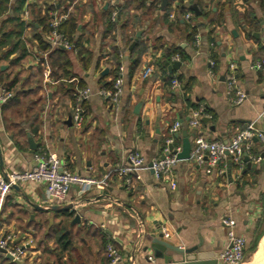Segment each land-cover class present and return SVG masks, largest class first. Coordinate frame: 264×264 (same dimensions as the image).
I'll use <instances>...</instances> for the list:
<instances>
[{
    "label": "crops",
    "instance_id": "1",
    "mask_svg": "<svg viewBox=\"0 0 264 264\" xmlns=\"http://www.w3.org/2000/svg\"><path fill=\"white\" fill-rule=\"evenodd\" d=\"M186 12L192 21L184 19ZM52 13L64 17L59 28L72 50L48 42ZM193 25L199 46L191 40ZM208 57L215 62L214 76ZM261 61L264 0H166L164 6L162 0H0V97L10 95L0 101V176L28 170L36 155L50 153L85 178L97 182L109 175L89 188L71 187L68 210L47 211L54 204L42 184L12 189L0 220L14 245L24 248L19 262L110 264L107 247H101L109 240L120 256L116 264H161L147 259L151 237L159 233L176 246L197 245L218 255L228 245L227 219L248 244L264 218V149L258 143L252 153L259 162L239 167L226 158L222 175L179 160L173 190L156 182L148 166L131 175L130 185L116 171L134 151L148 164L161 157L175 122L180 129L174 145L180 148L183 130L191 145L196 137L228 142L249 124L264 130V67L251 68ZM230 65L245 93L236 106L226 95ZM146 68L152 72L143 77ZM172 80L180 88H171ZM80 88L90 96L82 103L83 125L76 128L72 94ZM102 88L113 98L101 96ZM196 107L211 116L206 123L202 116L195 130L188 122ZM61 236L69 242L65 248Z\"/></svg>",
    "mask_w": 264,
    "mask_h": 264
},
{
    "label": "built area",
    "instance_id": "2",
    "mask_svg": "<svg viewBox=\"0 0 264 264\" xmlns=\"http://www.w3.org/2000/svg\"><path fill=\"white\" fill-rule=\"evenodd\" d=\"M25 17H29L28 11L24 12ZM50 32L47 40L51 43V47L72 50L73 45L67 40L65 35L60 31L59 25L64 18L57 13H52L50 16ZM115 17V14L113 15ZM192 17L191 13L184 15V19L188 20ZM200 37L195 35L194 45L199 46ZM173 60L178 61L179 57L174 56ZM264 61L254 63L252 69H262ZM208 68L212 76H214L215 62L211 57H208ZM152 69L146 68L143 72V77L151 74ZM226 81V95L232 106L241 104L245 100V93L238 87L234 73L233 65L229 66L228 73L224 76ZM121 84V79H118L114 84V89H117ZM171 88H180V84L176 80H172ZM99 94L103 97L113 98V93L106 89H100ZM90 96L88 88H80L73 91L72 97L74 107L72 109V122L76 128H81L84 122V111L82 103ZM10 98L9 94L0 97L1 102H5ZM202 108L191 112V119L188 126L191 129H198L200 119L202 117ZM210 118V116H207ZM180 129V124L175 122L171 129V136L166 142V147L161 157L152 159L149 164L138 152H131L127 155L126 163L120 166L116 171V176L123 179L127 185L132 183L131 175L142 167L148 166L151 170L153 178L158 183L166 184L170 189H175L176 182L174 179L173 168L178 162L176 153L180 151V147H174V134H177ZM256 139V142H254ZM254 143H258L264 147V130H258L254 125L249 124L247 127L236 133L228 142L211 141L203 137H196L190 153V160L196 166L204 168L207 174L212 171H217L218 175L224 174L223 169H219L220 164L224 159L228 158L231 163L236 166H241L243 156L247 155L251 162H259L260 157L252 153ZM172 146V149L169 148ZM150 165V166H149ZM105 175L102 180L95 181L85 178L79 174L70 171L66 163L61 160L56 154H38L35 156V164L28 170L21 172H11L5 176H0V210L5 198L11 192L14 185L20 186L26 183L42 184L45 187L46 196L51 204L64 205L66 195L71 187L80 186L89 188L97 183H104L109 177ZM227 232V247L221 251L216 258V264H243L246 241L242 236L234 233L233 223L230 219L223 221ZM0 250H4L14 260L20 261L24 254V248L14 245V237L3 230L0 220ZM110 264H116L120 261L119 253L111 245L107 246ZM148 261L153 262L154 259L148 256Z\"/></svg>",
    "mask_w": 264,
    "mask_h": 264
},
{
    "label": "water",
    "instance_id": "3",
    "mask_svg": "<svg viewBox=\"0 0 264 264\" xmlns=\"http://www.w3.org/2000/svg\"><path fill=\"white\" fill-rule=\"evenodd\" d=\"M166 4V0H162V5L164 6ZM194 12L198 14V11L194 9ZM140 33L136 34V38H139ZM134 46H131V48ZM180 63L176 62L172 66L177 67ZM170 68V67H169ZM106 71H104L103 74H105ZM264 120V119H263ZM208 121V118L202 119L203 123H206ZM177 136L176 134H174ZM182 136V143H181V149L179 152L176 153L177 160H188L190 158L191 153V142L187 137L186 130H183L181 133ZM254 142H256V139H254ZM30 146L34 148V145L32 142L30 143ZM170 149H172V146H169ZM264 157V154L261 155V158ZM243 162L247 163V165H250V160L247 155L243 156ZM150 166V165H149ZM13 190L18 191V186L14 185L12 187ZM72 208V205H48L45 207V209L48 211H61V210H68ZM79 216L76 215L73 223L78 222ZM149 249L152 252V258H154L157 261H160L161 264H216V258L217 253L215 251H200L199 246L193 245L189 248H182L179 246H176L175 244L171 243L167 239H165L164 235L162 233L157 234L156 236L151 237V241L149 244ZM0 254H2L7 260L15 263V264H21L19 261L14 260L10 255L6 254L4 250H0Z\"/></svg>",
    "mask_w": 264,
    "mask_h": 264
},
{
    "label": "trees",
    "instance_id": "4",
    "mask_svg": "<svg viewBox=\"0 0 264 264\" xmlns=\"http://www.w3.org/2000/svg\"><path fill=\"white\" fill-rule=\"evenodd\" d=\"M188 12H186V13H184L183 14V17H184V15L185 14H187ZM193 19L192 18H190V19H188V20H186L187 22H189V21H192ZM112 22H114V20H112ZM112 24V23H111ZM110 24V25H111ZM113 25V24H112ZM73 28H75V25H73L72 26ZM196 26L194 27V25L193 26H191V28L189 29L190 30V35H191V40H192V42L194 43V37H195V35L197 34V33H195L196 32ZM11 52V51H10ZM113 56H112V58L114 59V61H117L118 60V53H117V51H115L113 54H112ZM15 85H16V81H13L12 82V85L10 86V88H8V90L9 89H11V87H12V89L15 87ZM200 108H202V115L203 116H211V114H210V112L206 109V108H204V107H196V108H193V110H199ZM173 146L175 147V145L173 144ZM258 146H260L259 147V149H264V147L262 146V145H259L258 144ZM62 214L63 213H66V212H61ZM66 216H70V215H72V214H65ZM262 220H263V218H262ZM261 223H262V221L260 222V223H258V225H257V227H256V231L254 232V236H253V238H252V240H251V242H250V246L248 247V253H252V252H254V250L256 249V246H257V243H258V241H259V239H260V237L263 235V233H264V231H263V229H262V231H259V232H257V229H259V227L261 226ZM59 239H61V246H62V248H65V247H67L68 245H69V242L65 239V236H61ZM63 239H65L63 242H62V240ZM109 243V240H103L102 241V245H101V247H102V249L103 250H106V247H107V244ZM7 262V260H5V258H3L2 259V256H0V264H5ZM8 264V263H7Z\"/></svg>",
    "mask_w": 264,
    "mask_h": 264
},
{
    "label": "rangeland",
    "instance_id": "5",
    "mask_svg": "<svg viewBox=\"0 0 264 264\" xmlns=\"http://www.w3.org/2000/svg\"><path fill=\"white\" fill-rule=\"evenodd\" d=\"M262 229L264 231V218L262 220L261 226L259 227V229H257V232L262 231ZM251 240L248 242V244L246 243L243 264H255L256 257H260L262 254L264 255V235L261 238L260 242H258L259 245H257V250L255 251L253 256L252 253H248V247L250 246ZM251 257H252V261H251Z\"/></svg>",
    "mask_w": 264,
    "mask_h": 264
},
{
    "label": "bare ground",
    "instance_id": "6",
    "mask_svg": "<svg viewBox=\"0 0 264 264\" xmlns=\"http://www.w3.org/2000/svg\"><path fill=\"white\" fill-rule=\"evenodd\" d=\"M255 264H264V255L263 254L260 257H256Z\"/></svg>",
    "mask_w": 264,
    "mask_h": 264
}]
</instances>
